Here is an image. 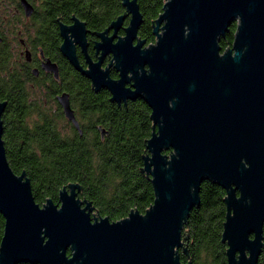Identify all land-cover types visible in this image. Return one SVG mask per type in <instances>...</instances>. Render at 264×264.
<instances>
[{
    "label": "water",
    "instance_id": "95a60500",
    "mask_svg": "<svg viewBox=\"0 0 264 264\" xmlns=\"http://www.w3.org/2000/svg\"><path fill=\"white\" fill-rule=\"evenodd\" d=\"M20 2L30 16L33 4ZM123 5L125 12L96 33V60L88 53L90 30L77 16L59 24L60 51L93 89H107L111 101L141 98L149 105L153 131L144 170L154 203L118 221L93 217L96 207L70 183L58 203L48 199L41 206L30 178L9 164L7 101L0 100V264H191L180 256L182 249L188 254L183 228L205 180L226 191L227 264H258L264 249V0H166L148 45L138 33L144 20L138 0ZM234 22L235 39L222 52L220 40ZM41 66L59 78L55 61L46 57ZM57 100L82 135L69 93Z\"/></svg>",
    "mask_w": 264,
    "mask_h": 264
},
{
    "label": "trees",
    "instance_id": "16d2710c",
    "mask_svg": "<svg viewBox=\"0 0 264 264\" xmlns=\"http://www.w3.org/2000/svg\"><path fill=\"white\" fill-rule=\"evenodd\" d=\"M37 2V12L32 19L36 31L30 35L36 47L33 58L36 61L39 57L38 47H41L44 56L56 61L61 70L58 79L32 73L29 85L16 71L17 62L12 52L1 53L0 100L8 101L2 117L3 139L10 166L16 173L25 172L30 178L33 195L41 206L48 199L58 203L60 191L72 183L80 186L79 197L92 202L101 217L118 221L131 210L146 213L155 200L153 184L144 170L147 143L153 131L149 105L141 98L126 104L111 101V93L107 89H93L90 79L70 65L59 48L60 22L68 24L77 16L90 30L88 50L94 54L96 33L125 12L123 0ZM165 2L138 0L144 19L138 33L146 40V45L156 40L153 24L163 12ZM19 3V0H0V5ZM129 19H125L124 26L129 24ZM237 26L234 22L221 38L222 52L232 45ZM119 33L124 34V29ZM78 57L82 63L84 57L80 50ZM111 76H118L113 68ZM52 88V94L48 93ZM37 89L40 94L36 98L30 90L36 93ZM62 92L69 93L82 135L60 109H52L42 117L41 113H36L37 119L29 121L31 111L40 103L45 108L44 100L58 104L55 95ZM62 120L66 123L64 128L60 124ZM100 128L105 130L104 135ZM225 196L221 185L210 180L202 182L200 204L192 209L184 224L183 234L189 239L185 248L188 254L180 250L182 262L227 264V244L222 241L227 215ZM4 228L5 218L0 212V244ZM258 264H264V249Z\"/></svg>",
    "mask_w": 264,
    "mask_h": 264
},
{
    "label": "flooded vegetation",
    "instance_id": "af4514ba",
    "mask_svg": "<svg viewBox=\"0 0 264 264\" xmlns=\"http://www.w3.org/2000/svg\"><path fill=\"white\" fill-rule=\"evenodd\" d=\"M28 1H30V3H32L34 6V11L30 16L26 15L25 10H24L20 0H19V2H20L19 4H12V5L3 4V5H0V55H1V53L3 54V53H7L8 51H11L12 54L14 55L15 61L17 62L16 66H15L16 71L18 72L19 76H21V79H27L26 82H27V84L30 85L31 82L28 80V78L31 77L32 73L34 74L33 70L37 69V68H38V73L36 75L34 74L35 76H39V75H42V77L48 76V77H50V79H53V78L58 79V78H55L51 72H48L42 68L41 63L46 57L44 56V53H43V50L41 47L37 46L39 49V51H38L39 57L36 59V61H35V58H33V54L35 53L36 47H34L32 45V40H31L30 35L36 31V29L33 28V26L35 24L33 23L32 19L34 18L35 14L37 12V6L39 5V2H37L38 0H28ZM16 16H19V18H17ZM70 23H68V24H70ZM59 35H60V31H59ZM34 36H35V34H34ZM60 37H61V35H60ZM61 39H62V37H61ZM87 40H88V36H87ZM97 40H99V39L96 35V38L94 39V45H95V42ZM62 41H63V39H62ZM88 43H89V40H88ZM89 45H90V43H89ZM94 45H93V47H94ZM59 48H60V46H59ZM88 48H89V46H88ZM79 50L82 53L80 47L78 46L77 47V54H78ZM88 53H89V50H88ZM82 55H83V53H82ZM90 56L94 60L97 59L95 47H94V54H90ZM83 57H84V61L82 63L80 61V63L84 67H87L85 56L83 55ZM110 59H111L110 56H108L105 60L104 65H107L109 63ZM68 63L70 65H72L69 61H68ZM13 66L11 67V69L13 68ZM58 66H59V70H61L59 64H58ZM113 78H118V76L113 77ZM45 86L49 87V85H45ZM47 91H48V89L45 90L46 93H47ZM53 91H54V89L52 88L48 91V93L52 94ZM55 98L57 100V95H55ZM2 101H7V100H2ZM7 104H8V101H7ZM44 105L48 106L47 100H44ZM53 109H54V111L60 109L61 112L63 113V108L59 102H58V104L53 106ZM4 114H5V112L3 113V115ZM65 118H66V116H65ZM67 121L70 122L68 119H67Z\"/></svg>",
    "mask_w": 264,
    "mask_h": 264
},
{
    "label": "rangeland",
    "instance_id": "374dc122",
    "mask_svg": "<svg viewBox=\"0 0 264 264\" xmlns=\"http://www.w3.org/2000/svg\"><path fill=\"white\" fill-rule=\"evenodd\" d=\"M41 82V81H40ZM42 83V82H41ZM30 93H31V95L33 96V97H38L39 96V94H40V92H39V90L37 89V91H36V93L33 91V90H30ZM56 105V103L53 101L52 103L49 101L48 102V106H45V108H43V103H40L39 105H38V108L35 110H33V111H31V115H30V118H29V121L30 122H32V121H34V120H36L37 119V115H36V113H41L40 115H41V117H42V115H44V114H47V113H49V112H52V109H53V106H55ZM62 126H63V128H64V126H66V123L62 120L61 121V123H60ZM172 154V153H171ZM81 200H83V199H81ZM92 216L93 217H98L99 216V212L97 211V210H94V212L92 213Z\"/></svg>",
    "mask_w": 264,
    "mask_h": 264
}]
</instances>
